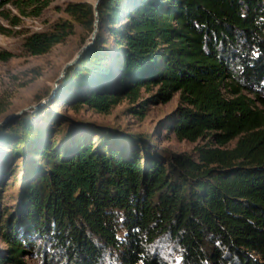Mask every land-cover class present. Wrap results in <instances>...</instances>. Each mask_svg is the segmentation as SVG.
<instances>
[{
  "label": "trees",
  "instance_id": "trees-1",
  "mask_svg": "<svg viewBox=\"0 0 264 264\" xmlns=\"http://www.w3.org/2000/svg\"><path fill=\"white\" fill-rule=\"evenodd\" d=\"M51 2L0 0V12L18 26ZM64 13L26 35L28 55L64 43L74 23L92 35L94 4ZM98 17L55 104L106 115L123 100L146 109L179 93L178 139L217 132L219 147L197 148L198 160L162 155L118 128L24 114L0 129L11 178L22 174L16 205L0 210L10 247L0 262L21 264L29 248L57 264H168L158 245L170 244L179 264H264V0H101Z\"/></svg>",
  "mask_w": 264,
  "mask_h": 264
},
{
  "label": "rangeland",
  "instance_id": "rangeland-1",
  "mask_svg": "<svg viewBox=\"0 0 264 264\" xmlns=\"http://www.w3.org/2000/svg\"><path fill=\"white\" fill-rule=\"evenodd\" d=\"M95 1L52 0L41 17H22L18 26H13L11 21L0 12V124L6 122L0 129L29 113L36 116L35 122L41 126L51 127L56 121L65 120V123H86L99 127L118 128L127 134L143 137L153 150L162 155L191 156L198 160L197 148H218L213 139V135L217 132H212L211 136L202 137L197 142L178 139L172 126L174 116L181 106L179 93L167 103L148 102L145 105L146 109L123 100L112 109L110 114L106 115L88 108L76 111L64 102L55 104V97L62 80L57 87L56 81L64 66L74 59L85 44L91 41V31L74 23V34L64 43L56 45L50 52L41 56L28 55L23 49V40L27 34L48 29L58 19H68V15L64 13L68 3L94 4ZM3 10L12 15H18V11L12 6L7 5ZM156 91L157 87L151 91L143 90L139 103L149 100ZM133 107L142 110L143 113L129 111ZM24 109L27 110L18 115ZM237 141L238 139L221 148L233 149ZM7 151V149L0 150V175L5 173L4 177L2 175L0 177L4 182V186L0 187L1 212L6 206L12 211L10 208L16 205L14 198L19 191L22 177L21 173L16 172V180L15 177L11 178L9 163L4 162ZM158 247L159 252L163 253L161 256L168 264L180 263L179 253L173 245H158ZM9 248L8 243L0 236V259L8 254ZM0 264L12 263L0 262ZM21 264H57V262L51 263L32 249L26 248Z\"/></svg>",
  "mask_w": 264,
  "mask_h": 264
},
{
  "label": "water",
  "instance_id": "water-1",
  "mask_svg": "<svg viewBox=\"0 0 264 264\" xmlns=\"http://www.w3.org/2000/svg\"><path fill=\"white\" fill-rule=\"evenodd\" d=\"M100 2H101V0H96L95 3H94L96 20H95L94 31H93V33H92V35H91V41H90L89 43L85 44V45L81 48V50L76 54V56L74 57V59H73L72 61H70L69 63H67V64L64 66L62 72L60 73L59 78H58L57 81H56V87L58 86V83H59L61 80H63V79L65 78L68 69H69L70 67H72L73 65H75V64L79 61V59H80V57L82 56L83 52H84V51H85V50L91 45V43L94 41V39H95V37H96V34H97V32H98V22H99V17H98V5H99ZM29 108H30V107H29ZM27 109H28V108H27ZM27 109H24V110L20 111V112L18 113V115L22 114V113H23L24 111H26ZM5 123H6V122H5ZM5 123L0 124V127H1L3 124H5Z\"/></svg>",
  "mask_w": 264,
  "mask_h": 264
}]
</instances>
